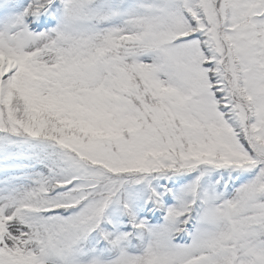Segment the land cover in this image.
<instances>
[{"label":"snow or ice","instance_id":"obj_1","mask_svg":"<svg viewBox=\"0 0 264 264\" xmlns=\"http://www.w3.org/2000/svg\"><path fill=\"white\" fill-rule=\"evenodd\" d=\"M0 264H264V0H0Z\"/></svg>","mask_w":264,"mask_h":264}]
</instances>
